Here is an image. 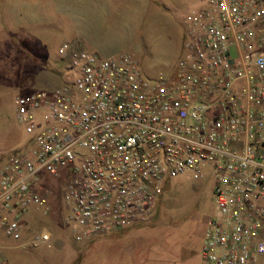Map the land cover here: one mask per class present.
Wrapping results in <instances>:
<instances>
[{"label":"built area","instance_id":"1","mask_svg":"<svg viewBox=\"0 0 264 264\" xmlns=\"http://www.w3.org/2000/svg\"><path fill=\"white\" fill-rule=\"evenodd\" d=\"M198 1L171 71L148 79L130 53L63 41L73 82L13 97L28 139L0 154L3 234L19 239L25 213L49 209L43 172L61 178L63 227L84 241L149 219L165 181L206 168L213 212L198 264L264 255V0ZM50 237L41 225L29 242Z\"/></svg>","mask_w":264,"mask_h":264},{"label":"rangeland","instance_id":"2","mask_svg":"<svg viewBox=\"0 0 264 264\" xmlns=\"http://www.w3.org/2000/svg\"><path fill=\"white\" fill-rule=\"evenodd\" d=\"M198 4V0H0V154L24 146L28 139L14 117L13 97L71 83L77 76L68 59L57 55L59 43L67 41L100 56L130 53L142 74L154 79L159 71L174 68L182 50L183 18ZM80 29L90 38H82ZM79 35L83 44L77 41ZM42 174L49 209L28 210L19 239L0 231L4 264H198L204 220L213 212V176L206 168L196 178L184 172L165 181L149 219L84 241H74L63 227L61 178ZM41 225L50 229V241L32 245L29 240ZM255 264H264V255Z\"/></svg>","mask_w":264,"mask_h":264},{"label":"crops","instance_id":"3","mask_svg":"<svg viewBox=\"0 0 264 264\" xmlns=\"http://www.w3.org/2000/svg\"><path fill=\"white\" fill-rule=\"evenodd\" d=\"M86 2L88 1V0H85ZM94 1H98V0H94ZM100 1V0H99ZM86 15H87V17L89 18V20L91 21V23H93L92 22V19H93V17L90 15L89 16V14L88 13H85ZM95 18H98V16L97 17H95ZM86 32L87 33H90L91 31H89L88 29H86ZM78 34H80L81 36H82V38H84V39H89L90 37L86 34V33H84L83 34V32L81 31V29L78 31ZM80 35H79V37H80ZM81 37H80V39L79 38H77V41L78 42H80L81 44H83L81 41ZM96 43V42H95ZM96 44H99V43H96ZM97 47L96 48H100L98 45H96ZM115 232V231H114ZM110 233H113V232H110ZM109 233H107V234H103V235H99V236H105V235H108Z\"/></svg>","mask_w":264,"mask_h":264},{"label":"trees","instance_id":"4","mask_svg":"<svg viewBox=\"0 0 264 264\" xmlns=\"http://www.w3.org/2000/svg\"><path fill=\"white\" fill-rule=\"evenodd\" d=\"M165 183V182H164Z\"/></svg>","mask_w":264,"mask_h":264}]
</instances>
